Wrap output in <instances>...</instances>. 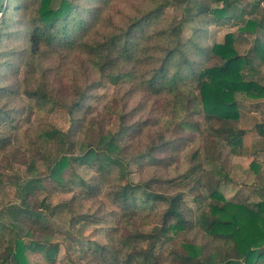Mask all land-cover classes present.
Here are the masks:
<instances>
[{"label": "rangeland", "instance_id": "rangeland-1", "mask_svg": "<svg viewBox=\"0 0 264 264\" xmlns=\"http://www.w3.org/2000/svg\"><path fill=\"white\" fill-rule=\"evenodd\" d=\"M27 1L31 0H5L7 8L0 14V31L2 21L7 25L13 22L14 29H22V7ZM94 1L80 0V10L92 6ZM160 1L107 0L100 8L103 17L117 26L140 16ZM240 1L237 10L230 9L227 16L239 15V9L250 3ZM58 2L55 0L53 5L57 6ZM204 4L211 9L221 7L204 0L177 2L163 10L161 22L157 27L150 25L148 34L157 28L181 25L185 55L196 68L213 64L206 56L196 53L198 48L207 52L213 44L222 43L227 33L233 34V48L239 56L250 54L255 42H261V33L244 35L238 30L248 20H258L260 15H244L215 28L207 25L211 22L208 16L200 15ZM199 28L207 30L197 32ZM103 31L108 32L105 27L99 30ZM159 40L154 36L153 48L158 43L163 45L164 41ZM36 47L25 41L24 30L18 38L10 34L0 42V257L16 240L25 243L33 240L57 248L55 262L51 264H126V257L135 250L148 249V241L135 236L149 234L152 228L158 227L160 213L167 204H142L144 199L138 196V216L130 219L113 202L111 194L125 183L143 185L159 194H183L181 211L187 228L169 231L160 239L153 249L155 263L183 264L182 256L187 254L184 244L201 251L200 260L215 252L226 254L228 245L206 237L195 225L209 203L207 190L197 180L202 177L204 181L220 182L219 191L226 200L244 202L250 208L264 200V139L255 130L257 124L264 123V99L237 95L239 118L234 125L245 134L234 154L223 144L216 146L210 136V126L201 116L189 117L180 106H173L171 95L149 90L143 82L141 64L140 68L137 62L117 65L111 71L125 76L109 80L78 49L44 50L38 46L35 50ZM27 50L34 56L29 61L32 73L25 89L43 80L53 96L52 104L40 109L24 96L25 89L21 87L27 78L22 56ZM186 64L184 68L188 67ZM253 68L256 73L246 79L264 86V62L255 57ZM131 69L136 72L135 76L127 75ZM82 90L85 91L82 106L71 115L68 106L76 92ZM80 121L85 124L83 131ZM182 121L192 127L181 126ZM107 134L117 135L122 160L119 167L104 168L101 172L89 166L74 167L64 174L65 183L59 185L47 178L48 166L58 156L79 155L80 143L92 145L98 137ZM218 169L224 178L216 174ZM29 180H41L42 187L24 195L18 189ZM11 207L28 209L34 216L28 223L17 222L19 227L14 228L16 221L6 213ZM151 209L155 213L149 215V224L145 225L140 216L148 215ZM99 246L106 249L101 251ZM26 256L29 264H49L39 253ZM129 264L149 263L139 257Z\"/></svg>", "mask_w": 264, "mask_h": 264}, {"label": "trees", "instance_id": "trees-1", "mask_svg": "<svg viewBox=\"0 0 264 264\" xmlns=\"http://www.w3.org/2000/svg\"><path fill=\"white\" fill-rule=\"evenodd\" d=\"M54 1H27L22 7V29L18 27L14 29L13 22L7 25L6 21H2L0 42L3 36L10 34L18 38V35L24 30L25 41L29 46L36 44L35 50L38 49V46L44 50L56 47L78 49L90 58V62L97 72L109 80H118L125 76L112 72L113 67L137 62L138 68H140V64L142 65L144 72L142 75H145L143 82L149 90L154 93L163 92L171 95L175 102L173 106H180V110L187 113L189 117L201 116L203 122L210 126V136L216 146L223 144L236 154L245 134L244 130L234 125L239 118L237 95L256 100L264 99V86L252 79H246L247 76L251 77L256 73L253 68L255 57L264 62V47L261 44L264 43V10L257 3H247L243 9H239V15L230 16L229 14L227 16V11L230 9L237 10L236 6L241 3L240 0H204V2L209 1L221 5L220 8L215 9H211L207 4L200 7V15H206L211 20L207 25L212 24L215 28L222 22L244 15H260L258 20H248L246 25L238 30L244 35L261 33V42H255L256 45L253 46L252 52H248L250 54L244 57L239 56L233 48V34L227 33L222 43L213 44L207 52L198 48L196 53L201 57L206 56V59L213 64L196 68L195 64L190 62L185 55L181 25L157 28L151 35L147 32L150 25L157 27V24L161 22L160 15L165 8L177 2L185 3L186 0H161L159 3H154L153 8L140 16L133 17L124 25L117 26L112 25L111 21L102 15L100 5L107 0H95L92 6H84L82 11L80 10V0H59L57 6L53 5ZM6 8L7 5L4 6V10ZM102 27H105L108 32L100 33L99 30ZM206 30L207 28H199L196 31L206 32ZM194 35L192 34V36ZM154 36L164 41L163 45L158 43L153 48L151 41L154 40ZM192 40H194L193 37ZM189 47L197 48L195 45ZM158 48L161 50H156ZM22 56L27 78L21 87L25 89L32 73L29 61L34 55L32 52L31 56V52L27 50ZM183 64L188 67L184 68ZM135 73L131 69L127 75L132 77L135 76ZM23 94L39 109L53 102V96L47 90L43 80L39 81L37 86L25 89ZM84 95V90L76 92L75 99L68 106L69 114L72 115L82 106L81 101ZM214 124L216 126L213 127ZM190 125L186 121L181 123V126L185 128ZM84 126V122L81 124L80 121L82 131ZM255 130L260 139H264V123L257 124ZM116 136V134L100 136L92 145L80 143L82 152L79 155L58 156L48 166L47 178L59 185L65 183L64 174L71 172L74 167L89 166L96 172L113 166L119 167L122 160L118 153L121 149L116 143ZM217 152L219 153L218 149ZM146 156L150 157V155ZM216 174L225 177L221 170L218 173L216 170ZM122 178L123 176H121ZM197 182L199 185L201 182V186L207 190L209 203L207 210L203 211L195 220V225L206 237L228 245V252L226 254L211 253L200 260L198 256L201 255V251L190 244H184L187 254L182 256V263L264 264V200L250 208L244 202L226 200L219 191L220 182L204 181L202 177L198 178ZM41 187V180H29L18 190H22L24 195H28ZM87 188H91V186L87 185ZM111 194L113 202L117 203L124 215L130 219L138 216L136 210L138 196L144 199L142 204L149 202L167 204L160 213L159 226L152 228L149 234L138 233L135 236L142 241H148V249L135 250L133 255L126 257V264L139 257L149 264H157L153 261L152 254L160 239L165 237L169 231L178 232L187 228V220L184 219L181 211L183 194L180 192L170 195L159 194L147 190L143 185L133 183L118 185L111 191ZM6 213L16 221L13 224L14 228L19 227L17 222L19 224L28 223V219L34 216L33 211L20 210L18 207H11L7 209ZM153 213L155 212L151 209L148 215L140 216L145 225L149 224V215ZM99 249L102 251L106 247L99 246ZM31 252L41 254L47 263L51 264L55 262L57 248L44 242L31 240L29 243H25L22 240H16L0 257V264H29L26 255Z\"/></svg>", "mask_w": 264, "mask_h": 264}, {"label": "built area", "instance_id": "built-area-1", "mask_svg": "<svg viewBox=\"0 0 264 264\" xmlns=\"http://www.w3.org/2000/svg\"><path fill=\"white\" fill-rule=\"evenodd\" d=\"M249 1L257 3L259 7L264 10V0H249Z\"/></svg>", "mask_w": 264, "mask_h": 264}, {"label": "water", "instance_id": "water-1", "mask_svg": "<svg viewBox=\"0 0 264 264\" xmlns=\"http://www.w3.org/2000/svg\"><path fill=\"white\" fill-rule=\"evenodd\" d=\"M4 6H5V0H0V14L4 10Z\"/></svg>", "mask_w": 264, "mask_h": 264}]
</instances>
